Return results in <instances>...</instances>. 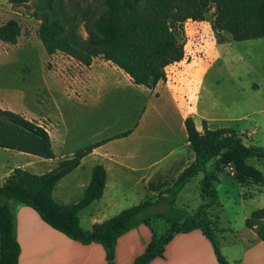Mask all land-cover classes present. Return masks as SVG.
<instances>
[{
	"label": "trees",
	"instance_id": "trees-1",
	"mask_svg": "<svg viewBox=\"0 0 264 264\" xmlns=\"http://www.w3.org/2000/svg\"><path fill=\"white\" fill-rule=\"evenodd\" d=\"M7 1L12 6L33 3V16L41 22L39 38L50 56L62 53L84 67H90L95 59H103L122 70L133 84L151 90L167 80L169 66L185 59L184 24L189 20L205 21L213 11L212 29L220 44L225 42V35L235 42L264 38V0H103L98 7L68 0ZM82 27L87 33L86 38L81 34ZM21 34L22 28L16 19L0 26V41L6 44H18ZM184 125L194 157L178 178L173 183H160L165 190L156 199H146L94 224L89 230L81 226L80 213L103 197L108 176L105 166L99 164L93 168L90 183L78 202H58L54 192L60 181L79 168L82 160L95 148L127 137L132 130L81 147L71 158L59 161L54 169L43 174L15 168L0 185V264H20L21 246L15 234L10 201L31 208L47 225L73 241L102 245L108 264H116L119 238L140 225L152 229L153 240L134 264H149L163 255L175 235L195 230H200L212 243L219 264H234L222 253L208 211L211 205L206 201L207 197L217 196L212 186L217 179L208 172V166L217 158L231 160L241 182L249 181L257 174L249 161L264 160V147L246 145L244 137L234 129H210L205 120L203 131H199L191 116L185 119ZM0 148L47 160L56 158L51 136L45 127L2 108ZM200 173L205 174L202 181L204 203L195 213L177 209L176 198ZM148 188L156 194L158 187L150 183ZM206 189L210 196L205 193ZM159 205L165 210L156 211ZM156 222L165 223L168 230L159 232L154 226ZM245 224L264 242V207L255 210Z\"/></svg>",
	"mask_w": 264,
	"mask_h": 264
},
{
	"label": "rangeland",
	"instance_id": "rangeland-1",
	"mask_svg": "<svg viewBox=\"0 0 264 264\" xmlns=\"http://www.w3.org/2000/svg\"><path fill=\"white\" fill-rule=\"evenodd\" d=\"M68 1L98 7L103 0ZM32 6L33 3L29 6H12L7 0H0V26L10 19H16L22 28L18 44L10 45L0 41V108L14 111L45 126L52 134L57 149L58 138L69 135L66 148L71 150L132 130L145 114L143 132L139 133L140 138L132 145V149L138 148L139 151L136 158L146 164L153 158L166 159L155 169L157 174L149 182L158 187L156 194L144 183L133 187V191L123 200V206L128 209L146 199H156L165 190L160 183H173L194 157L182 123L183 108L162 95V86L158 91L142 90L143 87L138 91L124 87L116 91L108 78L109 73L112 74L109 68L113 65L103 59L97 61L96 65L103 66L108 75L100 67L95 71V76V73L89 72L88 68L67 55L57 53L50 56L39 38L41 22L33 16ZM207 20H213V11L208 14ZM81 34L87 37L84 27L81 28ZM183 40L185 51L189 54L182 65L167 68L169 75L173 77L178 72L188 74L198 66L197 63L202 64L208 69L205 73L194 71L188 76L189 84L194 89L200 88L198 92L201 108L214 119L229 120L227 123L230 126L238 125L243 130H254L256 134L253 140L244 139V143L264 147V39L233 41L221 45L210 39L207 50L197 42L188 44L186 36ZM253 45L257 47L251 48ZM192 62L193 65H189ZM105 74V91L102 94L95 97L99 92H84L83 86L88 83L96 85L95 78L105 77ZM200 81L201 85L198 87ZM63 85L69 86L70 98L60 95L64 93ZM98 97L104 103L100 109L105 111L101 120H96L100 112ZM200 129L203 131L201 124ZM121 147L123 146H118ZM19 153L21 152L0 148V170L6 166L13 169L14 165L11 164L31 159L16 156ZM26 155L47 162L31 164L34 167L32 170L28 169L30 172L39 174L38 172L51 166L49 160ZM249 164L257 174L249 181L245 179V182H241L233 161L217 158L209 164L208 172L217 179L212 183L217 196L206 199L211 205L208 209L209 214H212L210 216L216 220L219 218L214 229H222L230 224L237 230L246 229V219L255 210L264 207V196L260 197L258 194L261 192L260 184L264 183V160L251 159ZM89 167L90 162H87V172ZM77 174L78 172L70 178L73 181L70 196L63 199L57 197L56 201L64 200L72 204L83 196L84 189L80 188L83 180ZM135 175L132 174V177ZM204 178L205 174L200 173L179 194L175 202L177 209L197 212L204 203ZM146 181L144 178L143 182ZM205 193L210 196L209 189ZM21 207L25 206L12 202L16 216ZM162 210H165L162 205L156 208V211ZM85 218L83 224L86 227ZM155 225L159 232L168 230L165 223L161 225L156 222Z\"/></svg>",
	"mask_w": 264,
	"mask_h": 264
},
{
	"label": "crops",
	"instance_id": "crops-1",
	"mask_svg": "<svg viewBox=\"0 0 264 264\" xmlns=\"http://www.w3.org/2000/svg\"><path fill=\"white\" fill-rule=\"evenodd\" d=\"M212 22L213 20L208 21L207 19L202 22L192 20L187 21L184 24V37L186 36L188 39V44H194L197 42L200 47L207 50V43L210 39H213L218 45L232 43L233 41L229 35H225L226 42L221 44L217 42L216 35L212 29ZM256 47V45H253L251 48L255 49ZM188 54L189 53L186 51V58L182 62L171 65L168 68L182 65L186 61ZM100 60V58L95 59L90 67H86L89 72L95 73V76V71L98 68L101 67L100 70L102 72L105 71L103 66L98 67L96 65V62ZM193 62L189 65L192 66ZM197 65L198 66H196L188 74L178 72L172 77L167 71V80L162 83L160 82L153 90L158 91L162 86V95L170 98L174 104L180 105L183 108L184 118L182 119V123L185 122L187 117L191 116L194 118L196 127L199 131H201L200 124L202 126V122L205 120L210 129L231 128L239 132L244 139L253 140V136L256 134L254 130H243L238 125L230 126V124L227 123L230 122L229 120L214 119L201 108L198 92L200 88L194 89L193 86L189 84L190 79L188 76L194 71L205 73L208 69L202 64L199 65V63H197ZM109 69L112 74L109 73L108 78L111 79V86L114 87L116 91L121 87L135 91H138L140 90V87H143L142 90L147 89L153 91L144 86H137L133 84L130 77L115 65ZM104 76L105 77L101 76L100 78H95L97 81L96 85L88 83L87 86H83L84 92H99L95 97L102 94L105 91L104 85L106 84V81L103 80L106 78V74ZM200 85L201 81L199 82L198 87ZM63 88L64 93H60V95L63 98L64 96L70 98V91L68 90L69 86L63 85ZM97 102V106L100 110L102 106H104V103L99 97ZM104 112L105 111L100 110L97 114L96 120L98 118L101 120ZM144 117L145 114L142 118H140L139 122L136 124L134 129H132L129 136L109 141L95 148L93 153L82 160V164L79 168L63 178L58 184L54 192V198L57 199V197H59L63 199L70 196V192L73 189V181H71L70 178L78 172V177H81L80 179L83 180V184H81L80 188L84 189L85 192L90 183L93 168L99 164L105 166L108 176L103 197L100 200L95 201L92 205L80 213L81 226L84 229L89 230L94 224L104 222L127 209L123 206V200L129 196V192L133 191L136 187L142 186L144 183L149 185V182H151L152 178L157 174L155 173V169L159 167L160 164L165 162L166 158L158 160L153 158L146 164L140 162L136 158L139 151L138 148L132 149V145L134 141L140 138L139 133L143 132ZM47 131L49 132L48 129ZM50 136L56 158L50 159L48 163L51 164V166L44 168V170L38 172L39 174L51 171L57 166L59 161L71 158L75 152V149L71 150L66 148L69 135H67L68 137L61 135L58 138V149L55 145L52 134H50ZM109 138L95 140L90 144L104 141ZM118 146L123 147L118 148ZM170 154L173 153L171 152ZM16 156L31 159H28L27 162L11 164L14 165L13 169H10L8 166L2 168L0 170V185L15 168L21 167L25 170H32L34 166L31 164L33 163L37 165L47 163L32 158L26 155V153L23 154V152L17 154ZM87 162H90V170H88V172L85 170ZM116 172L119 174H116ZM132 174L136 175L132 177ZM144 178L147 179L146 182H143ZM260 186L259 188L261 189V192L258 194L261 197L264 196V183H261ZM81 198H79V200ZM58 201L63 204H69L64 202V200ZM12 202L15 201H10L12 213L15 218V234L21 246L20 264H108L106 251L102 245L97 243L83 245L77 241L69 239L64 234L47 225L34 210L27 206L21 207L16 216L12 208ZM84 217H86V227L83 224ZM210 218L215 225L219 223L218 217L217 220L213 219L212 216H210ZM159 223L163 225L162 222ZM215 231L222 253L229 262L234 264H264V242L258 238L256 232L248 229L247 227L246 229L242 228L237 230L233 228L231 224L222 229L217 228ZM152 240L153 231L146 225H140L132 231L124 234L119 238L117 243L115 258L116 264H134L137 258L144 254ZM149 264H219V262L212 243L200 230H195L187 234L175 235L174 238L166 245L163 255L155 258Z\"/></svg>",
	"mask_w": 264,
	"mask_h": 264
},
{
	"label": "built area",
	"instance_id": "built-area-1",
	"mask_svg": "<svg viewBox=\"0 0 264 264\" xmlns=\"http://www.w3.org/2000/svg\"><path fill=\"white\" fill-rule=\"evenodd\" d=\"M232 169V168H231ZM234 176H236V173H233Z\"/></svg>",
	"mask_w": 264,
	"mask_h": 264
}]
</instances>
